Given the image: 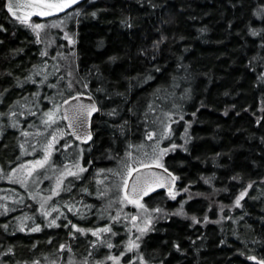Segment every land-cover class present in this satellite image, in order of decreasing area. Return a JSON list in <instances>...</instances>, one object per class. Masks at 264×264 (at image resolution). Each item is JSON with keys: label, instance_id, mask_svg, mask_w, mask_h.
Masks as SVG:
<instances>
[{"label": "trees", "instance_id": "1", "mask_svg": "<svg viewBox=\"0 0 264 264\" xmlns=\"http://www.w3.org/2000/svg\"><path fill=\"white\" fill-rule=\"evenodd\" d=\"M155 2L161 7L152 9L146 3L142 6L137 0H84L78 6L85 14L67 22L76 37L74 48L76 77L79 81L87 80L90 85V89L79 87V91L87 93L90 90L103 105L105 112L119 105L121 116L108 117L104 112L95 115L92 121L93 131L97 133L94 136L97 141L95 146H92L91 142L83 145L73 139L70 141L80 143L81 148H84L81 159L88 171L83 173L80 179L67 178L64 187H69L67 182H71V191H62L48 203L63 204L64 201L73 199L82 201L83 204L94 205L91 215L85 213L80 217L67 213L73 223L81 227H98L102 221L107 220V216L101 219L96 214L102 206L100 199L95 196L97 169H118L120 162L117 158L128 147L129 142L139 144L145 141L146 122L141 121L137 124L136 118L133 117L131 121L133 131L127 133V139L120 136L117 131L115 133L117 139L113 142L114 129L111 125L120 123L122 118H129L130 114L126 109L133 104H126L123 97L110 95L106 98L103 93L96 92V88L102 83L97 76L96 67H99L103 74V83L109 87L110 93L113 87L124 92L129 85V81L124 77L136 76L150 67L136 58L137 48L150 46L151 41L159 36L156 29H162L169 37L163 45V57L157 61L164 69L163 74L154 73L156 78L148 83L132 81L133 87L128 92L127 99L139 105V113L142 116L148 104L153 102L155 90L172 91L171 76L184 75L182 69L176 71L179 58L183 57L182 63L190 66L194 79L178 81L181 86L175 89V92L178 97L189 83L194 91L191 99L183 102L184 121L172 125L175 142L183 144L184 141L180 137L184 132L185 121H192L189 128L192 137L188 144L190 151L186 153L178 148L164 157L170 171L181 177L176 183L177 188L187 186L190 193L181 191L177 198L172 200L160 190L144 198L149 207L160 206L171 211L176 210L181 201H186L184 210L188 213L187 217L172 215L169 219L157 221L155 228L158 231L150 232L145 237L148 240L147 251L151 253L164 240L169 241L167 248L163 249L167 251L171 249L172 242L177 241L181 243L185 252L172 249V255L168 257L169 264H257V261L248 260L247 257L256 255L258 258H264V220L261 219L264 217V183H260V177L264 176V141L261 140L264 136V127L255 123L257 117L264 116V112L260 111L264 87L255 83L256 73L248 67L249 60L256 54L257 49L252 45L256 38L247 35L246 24L249 18L255 19L252 12L264 0H235L238 8L241 3L243 4L239 10L231 6L233 0H155ZM76 7L69 11H74ZM93 11L97 12L95 17L90 15ZM57 16L63 17L64 13ZM49 18L53 17L34 19ZM126 18H130L132 27L122 23ZM162 21L170 22L164 24ZM230 21L232 27H229ZM0 24L7 29L0 30V41H3L0 43V91L9 88L4 103L0 104V111H4L7 105L20 95H28L37 90L38 85L31 82L25 84L23 89L15 87L14 77L27 76L33 71L34 64L42 65L44 57L39 55L42 48L35 42L33 33L8 15L4 0H0ZM205 25L208 30L201 33L199 29ZM254 26L261 25L257 21ZM15 49L23 51L14 53ZM109 57L118 59L109 61ZM257 63L253 61V64ZM53 64L52 61L51 65ZM51 69L48 68L46 71L52 72ZM258 70L264 71V67ZM7 72L13 75L8 76ZM63 77L64 79L60 80V92L67 89L66 77ZM41 78L36 77L37 80ZM58 79L56 75L49 77L50 83L53 84ZM39 87L42 96L51 97L58 91L46 85ZM76 92L68 93L62 99ZM59 97L58 102L61 103V96L56 95V99ZM48 104L49 100H43L40 107L47 110ZM155 104L158 111L154 114L149 113L150 117L161 115L160 109L164 111L171 109V102L165 100L162 94L155 98ZM232 105L236 107L233 108ZM225 111L228 115L224 114ZM192 112L197 113L195 117L191 115ZM19 119L20 127L26 130L30 129L29 123L37 126L41 122L39 112L36 117ZM61 122L65 126L62 120ZM4 124L3 132L0 133V176L5 175L24 159L20 147L23 141L20 130L7 126L6 119ZM166 143L169 141L166 140ZM108 149H111L110 153L106 151ZM102 152L105 153L103 159ZM215 153L221 155L214 157ZM89 160L92 161L91 164L87 163ZM213 173L215 179L212 184H205L200 178L202 175L212 176ZM234 174H240L243 179L230 180L229 177ZM100 178L102 179V175ZM249 179L257 181V184L249 189L248 195L242 201L244 207L242 209L226 207L221 213L220 205H231L242 187L247 186ZM189 181L193 183L189 184ZM84 187L93 195L81 191ZM225 187L228 188L226 192L214 191V188ZM30 194H33L32 189L5 182L0 177V205L6 204L12 209L5 214L0 208V252H5L9 246L14 247V253L0 256V264H16L17 261L21 264L25 261L31 264L32 260H40L43 264L60 256L62 264H66L70 256H74L78 262L81 261L87 255L91 236L88 234L86 238L77 234L76 239L70 237L68 234L70 229L63 227V224L67 223L63 217L57 222L60 227L49 228L47 224L51 217L46 219L38 211L39 204ZM189 194L192 195V199H188ZM52 215L56 216L58 213ZM191 215H196L201 220L207 215L209 221L193 225ZM222 215L231 216L232 219L221 220ZM22 216L31 217L24 221L27 227L40 224L41 230L19 231V221L16 217ZM241 216L244 217L242 220L239 219ZM218 220L220 222L216 223ZM4 224L9 225L7 231L2 227ZM122 238L127 237L122 235ZM193 240L195 245L192 244ZM221 240L225 242L221 244ZM253 240L257 242L253 243ZM61 243L70 244L73 253H68L67 250L59 253L57 249ZM105 252H108L107 248L101 247L96 258H101Z\"/></svg>", "mask_w": 264, "mask_h": 264}, {"label": "snow or ice", "instance_id": "2", "mask_svg": "<svg viewBox=\"0 0 264 264\" xmlns=\"http://www.w3.org/2000/svg\"><path fill=\"white\" fill-rule=\"evenodd\" d=\"M138 3L147 4L152 9H156L161 7L158 5L155 0H137ZM80 4V0H6L4 7L7 9V12L11 14L17 21L23 24L26 28H28L36 38L37 44H44L45 47L40 51L39 55L41 57H47L49 55L48 47L54 43V39L47 32L49 29H61L63 30L64 39L68 41L69 44L74 45L76 43L75 33H70L66 30L67 22L73 19L74 17H78L84 15V11L78 6ZM76 5L77 7L74 11H66L67 9L72 8V6ZM233 8L243 7L241 3L239 8L237 7V3L233 0L231 5ZM22 13V14H21ZM64 13V16L58 17L57 14ZM33 15H37L39 17H57L50 22H41L36 23L31 20ZM91 16L95 17L97 15L96 11L90 13ZM252 16L255 19L249 18L246 28L247 35L256 38L255 41L252 42V45L257 49V52L254 56H252L249 60L248 67H250L256 73L255 83L264 87V71H259L258 69L264 67V2H262L256 9L253 10ZM259 22L260 27L254 26L256 22ZM79 21H77L78 23ZM170 21H162V23L167 24ZM127 27H132V23L130 18H126L122 21ZM229 27H232V22H229ZM0 30L7 31L2 24H0ZM207 26L201 27L199 31L201 33L206 32ZM159 33L157 39L151 41L150 46H141L137 48L136 58L150 65L144 69L142 73H137L136 76L133 77H124L129 81L128 89L124 92L117 91L114 87L112 88V92H109V87H106L103 83V74L100 72L99 67H96L97 76L101 79V86L96 88V92L103 93L106 98L110 95H115L119 97H123L126 104L132 103V107H127V112L130 114L129 118L121 119L120 123H113L111 127L114 129L113 132V142L117 139L116 132L118 131L120 136L125 137L127 139V133L133 131L132 118L135 117L137 124L141 121H145V142H142L138 145L132 144L129 142L128 149L135 148L139 153L138 158L135 157L133 152L130 150H126L125 156L129 160H133L139 163L141 168L148 169V174L145 176H141L138 173L136 167L132 164L122 161V167L124 171L116 170V169H105L98 168L96 172L97 178V189L95 192V196L98 199L105 200L106 202L97 210L96 214L99 218L103 219L107 216L109 223L105 224L103 227H90L85 228L81 227L77 223H73L72 219H70L67 213H72L74 216L83 217L85 213L88 215L92 214V209L95 207L91 204H83L82 201H75L70 199L68 201H64L63 204L53 203L49 205V201H52L53 197H57L60 195L62 191H71V182H67L70 186L65 188L64 185L66 183V177L71 176L76 179H80L82 174L88 171L86 167L79 163V159L83 156L84 148H79V154L77 155L76 161L66 165L62 171H60L59 176L56 178L55 187L51 188L50 195L42 197L38 211L49 220L47 226L51 227H60L61 225L57 222L63 217L67 220V223L63 224V227L69 228V236L73 239L77 238V234L83 235L87 238L90 233L92 237L95 239L88 241V251L87 255L83 257L81 261H76L74 256H70L66 261V264H169L168 257L172 255V249H175L177 252H185V249L182 248L181 243L177 241H173L171 245V249L164 251L166 249L169 241L164 240L161 241L158 245L157 249H154L151 253L147 251L148 248V240L145 237L148 236V233L158 231L155 228V222L161 218L169 219L172 215L184 216L187 217L188 213L184 210V203L186 201H181L180 206L169 213L166 209L162 207L149 208L144 202V197L148 196L150 193L154 192L159 188L167 189V196L175 200L179 194V192H189V187H184L182 189H178L176 182L181 179L180 176L176 175L175 172L170 171L169 167L164 162V157L167 156L170 152H175L178 148L183 149L184 152H189L190 149L188 147L189 141L192 139L189 128L191 127L192 121H185L184 124V132L181 134V139H183V144H177L174 138V129L172 127L173 124L178 123L179 121H184V112H183V102L191 99L192 93L194 89L189 83L188 87H185L183 91L177 97L175 89L179 88L181 85L178 81H191L194 79V73L190 70L189 65H185L182 63L183 57L179 58V61L176 66V71L183 70V76H177L173 74L171 76L172 84L170 85L172 91L157 89L153 93V102H150L147 108L144 111V114L141 116L139 113V105L134 104L131 101H128L127 95L128 92L131 91L133 85L132 81L148 83L149 81L154 80L156 77L154 73L163 74L164 69L162 66L157 63L159 58L163 57V45L166 44L169 37L162 29H156ZM183 39V37H180ZM258 41V42H257ZM3 43V41H0ZM23 51V49H15L14 53H18ZM57 57L64 58V54L57 52ZM57 57H53L56 59ZM109 61H115L118 57H109ZM253 61L258 62L257 64H253ZM48 68L47 60L42 62V65H33V71H31L27 76L23 78L14 77L15 87L23 89L24 85L31 82L34 85H38L37 90L28 95H20L18 99L12 101L7 105V109L4 111H0V133L3 132L5 127L4 120L8 121L7 126L19 129L20 134L23 137H29L32 135L26 129L20 127L21 120L20 117H36L37 113H40L41 123L44 125L45 131L48 128H51L53 125L57 124V121L66 120L68 121L66 128L71 131H67L66 129L57 127L54 132L51 134V139L47 141L44 145V156L40 160L29 161L28 163L31 167L25 169L24 165H20L21 169H25L27 175L24 180H21V184H25L28 176H31L36 168H42L45 164L48 163L52 151H54V146L58 142V136H66L69 138V141L74 138L76 141H81L82 143L91 142L92 146L97 144V141L94 139V136L97 135L93 131L92 128V117L94 113L104 112L108 117H120L121 110L120 106L111 108L105 112L103 105L100 101L89 92L77 91L75 96L69 95L68 99H62V103L57 102L56 95H60L63 98L64 93L59 91L60 80L64 79L63 76H60L55 84L49 82V77L51 75H56L60 72V67L57 65H53V71L48 72L46 69ZM91 74V70L89 71ZM8 76H12L11 72H7ZM73 75L72 71L68 72V76L71 77ZM206 75V74H205ZM36 77H42L41 79H36ZM80 83V86L84 89H90L89 82L87 80L76 81ZM46 85L48 88H56L58 91L54 93L51 97L41 95L40 87ZM109 86H111L109 84ZM67 88H73V82L70 80L66 86ZM9 92V88H4L0 91V104L4 103L5 94ZM158 94H162L165 100H169L171 102V109L168 111H164L160 109L161 115H155L153 117L149 116V113H156L158 111L157 106L155 104V98H157ZM228 93H225L227 95ZM87 96L89 103H84L80 100V97ZM43 100H49L52 104L51 108L44 110L40 107V104ZM69 100H72L73 103L69 107H64L69 105ZM202 106L203 103H202ZM235 108V105H232ZM35 109V111L33 110ZM248 111V109H244ZM199 111V109H197ZM260 111L264 112V99L261 100ZM196 112H192L191 115L193 117L196 116ZM225 115H228V112L225 111ZM239 115V113H237ZM27 123V120L24 121ZM255 123L264 127V116L257 117ZM29 128L35 127L34 124L29 123ZM151 128V130H149ZM138 130V129H137ZM37 133L39 134V129H37ZM169 141L167 146H162L163 141ZM261 140L264 141V136L261 137ZM146 142H151L150 144ZM25 143L27 141L25 140ZM73 144L71 142L65 143L63 147L68 149L72 147ZM21 149L24 148V144H20ZM78 147V146H77ZM148 148L150 151H145L144 149ZM107 152H111V149L106 150ZM104 152L101 153V159L104 157ZM221 153H215L214 157H219ZM199 159V157H196ZM147 161V162H145ZM91 164L92 161L89 160L87 162ZM153 168L162 169V173H158L152 171ZM13 173L16 172V169L12 170ZM105 173H112L114 176L120 178V182L114 185L106 184L105 181L109 179L107 175H103L101 179V175ZM133 173H137L135 181L129 184V178L132 177ZM12 177H9L11 179ZM205 184H212V181L215 179V174L212 176H201ZM230 180H242L243 177L240 174H234L229 177ZM193 183L189 181V184ZM260 183H264V176L260 177ZM257 184V181L249 179L246 187H242L239 194L235 196V199L231 205H220V212L223 213L224 209L233 208V209H242L244 205L242 201L249 193V189L253 188L254 185ZM103 186V187H101ZM113 187L116 189V194L111 195ZM81 191L88 193L89 195H93V193L89 192L87 187L81 189ZM214 191H228V188L225 187L223 189H215ZM32 198L35 200L37 194H30ZM197 195H201V193H197ZM7 199V197L5 198ZM188 199H192V195L189 194ZM255 199V198H254ZM22 202V201H21ZM133 205L137 209L136 214H131L125 211L126 205ZM211 207V205H210ZM0 208L3 209V212L6 214L11 211L6 204L0 205ZM66 209V211H65ZM83 209L84 211H81ZM115 210V214H112V210ZM53 213H58V215L53 216ZM241 216L239 219H243ZM31 217L22 216L16 217V220L19 221L18 230L21 232H39L41 230L40 224H34L32 227H27L24 223L25 220H29ZM192 224L199 223H207L209 221V217L205 215L203 220L198 218L196 215H191L190 217ZM224 219H232L231 216H221V220ZM264 220V217L261 218ZM220 221H216L219 223ZM123 225L124 235L127 237L126 239H121L119 244L113 242V237H118L120 233L116 231V225ZM192 225H189L191 227ZM5 231L8 230L9 225L4 224L2 226ZM251 227V226H249ZM199 239V237H197ZM51 243V238L49 239ZM225 241L221 240L220 243L223 244ZM256 243V240L252 241ZM192 244L195 245V241H192ZM35 247V245H32ZM101 247H106L109 251L105 253L101 258H96V254ZM122 249V250H121ZM64 250H67L68 253H73V248L68 243H61L57 251L59 253H63ZM118 254H115V252ZM14 253V247H7L5 252H0V256H6L7 254ZM243 255V253H241ZM248 260L257 261V264H264V258H258L256 255H249L247 257ZM16 264H21V262L17 261ZM23 264H28L27 261L23 262ZM31 264H41L40 260H32ZM49 264H60L59 259H54L49 261Z\"/></svg>", "mask_w": 264, "mask_h": 264}, {"label": "rangeland", "instance_id": "3", "mask_svg": "<svg viewBox=\"0 0 264 264\" xmlns=\"http://www.w3.org/2000/svg\"><path fill=\"white\" fill-rule=\"evenodd\" d=\"M55 18H57V17H53V18H49V19H43V20H38V19H31V20L33 22H36V23H41V22H50L51 20H53ZM68 25L69 24L67 23L66 30L69 31L70 33H74L73 31H71V29L68 27ZM47 32L54 39V43H52L51 46H49L47 49L49 52V55L47 57H44V60H47L48 68H52L51 70L53 71V65L56 63V65L60 67V72L56 74V77L57 76L58 77L65 76L66 77L65 84H68L70 80L73 82V88H71V89L65 88L63 91H61L64 93V95H63V98H64V96L66 94L79 91L80 90L79 87L81 88V86L76 82L79 80L77 79L76 73H75L76 72L75 71V64H74L75 63L74 62L75 44L74 45L69 44L68 41L66 39H64L63 30H61L59 28L49 29V30H47ZM34 37H35V35H34ZM74 38L76 39V37H74ZM40 46L42 49L45 47L44 44H40ZM58 51L60 53L64 54V58L57 57ZM53 57H57V58L53 59ZM52 61L54 63L53 65H51ZM69 71H72V73H73V75L71 77L68 76ZM53 76L55 77V75H53ZM61 99H62V97H61ZM56 100H57V102L60 101V97L57 98ZM48 105H49V108L52 107V104L50 101H49ZM57 127L67 130L66 126H64L61 121H57V124L53 125L51 128H48L47 131H45L44 125L41 122L39 123V125L27 130L30 133H32V135L29 137H23L22 143L24 144V148L22 149V151H23V155H24L23 158L24 159L21 160V162H19L13 168V169H16L15 173H13V171H12L13 169H11V170H9V172L5 173V175L3 174L0 176L1 179L4 180L5 182L13 183V184H20L23 187H28L29 189H32L33 194L39 193V195H37L36 199H35V201H37L38 204H40L42 197L50 195L49 190L51 188L55 187L56 178L59 176L60 171H62L66 165H69L70 163H73L76 161L77 155L79 154V148H81L80 143H72L71 142L73 144V146L68 148V149H65L63 147V145L65 143L70 142V141L68 140V138L66 136H58V142L54 146L55 150L52 151V154H51V157H50L48 163L45 164L44 167H42V168H36L35 171L33 172V174L31 176L27 177L25 184H21L20 181L24 180L25 176L27 175L25 169L31 167V165L28 162L40 160L43 158V156H44V145L47 143V141L49 139H51V134H52V132H54L56 130ZM37 129H39V134L37 133ZM25 140L27 141V143H25ZM181 140L183 141V139H181ZM146 143L150 144L151 142H146ZM167 144L168 143H166V141L162 142V146H167ZM135 145H138V144H135ZM126 150L132 151L135 157L142 158V157H139V153L137 152V150L135 148L128 149V147H127V148H125V150L122 153H120V156L117 158V160L120 162V166L116 170L124 171V169L122 167V161H126V162L130 163L136 168L140 167L138 162H135L133 160H129L125 156ZM144 150L150 151V149H148V148H145ZM145 162H147V161H145ZM79 163L81 165H83L84 167H86V165H84L82 163L81 158L79 159ZM20 165H24L25 169H21L19 167ZM103 175H107L109 177V179L105 181L106 184L114 185V184L120 182V178L114 176L112 173L102 174V178H103ZM9 177H12V178L9 179ZM69 177H71V176L66 177V180ZM72 178H74V177H72ZM164 193L167 196V190H164ZM115 194H116V189H115V187H113V190H112V193H110V196L115 195ZM105 202H106L105 200L100 199V203H102V205ZM156 207H160V206H156ZM149 208H155V207H149ZM166 210L169 213L173 212V211L168 210V209H166ZM125 211L128 213H131V214H136L137 209L135 208V206L129 204V205L125 206ZM112 214L113 215L115 214L114 209L112 210ZM162 219L163 218H161L159 220H162ZM159 220H157V221H159ZM107 223H109L108 218H107V220L102 221L101 225H99L98 227H103ZM115 230L120 233V235H119L120 237L118 239H117V237H113L112 239H113L114 243L119 244L120 240L123 239L122 235H124L123 225H120V224L116 225ZM89 235L91 236L90 233H89ZM91 239H95V237L91 236ZM107 251H109V250L107 249ZM113 251L115 252V250H113ZM115 254H118V252H115ZM55 259H59L60 264H62L61 256L56 257ZM52 260H54V259H52ZM43 264H49V262L45 261Z\"/></svg>", "mask_w": 264, "mask_h": 264}, {"label": "water", "instance_id": "4", "mask_svg": "<svg viewBox=\"0 0 264 264\" xmlns=\"http://www.w3.org/2000/svg\"><path fill=\"white\" fill-rule=\"evenodd\" d=\"M82 1H84V0H80V3L82 2ZM6 3V0H4V4ZM76 5H74V6H72V8L73 7H75ZM72 8H70V9H72ZM70 9H67L66 11H69ZM5 10H6V12H7V9L5 8ZM8 13V12H7ZM22 14V13H21ZM59 14H62V13H59ZM8 15L12 18V19H15L14 17H12L11 16V14L10 13H8ZM58 15V14H57ZM34 18H45V17H39V16H37V15H33L32 17H31V19H34ZM48 18V17H47ZM16 20V19H15ZM72 96H75V94L74 95H72ZM65 99H68V97L67 98H65ZM80 100L82 101V102H84V103H89V100H88V98H87V96L85 95V96H83V97H80ZM61 103H62V101H61ZM72 103H73V101L72 100H69V105H66V106H64V107H69V106H71L72 105ZM97 113H94L93 114V117H92V121H93V118L95 117V115H96ZM63 122H64V124H65V126H67V123H68V121H66V120H62ZM69 132L71 131L70 129H67ZM73 140H75L74 138H72ZM76 141V140H75ZM77 142H80L81 144H83V145H88V144H90V142H87V143H82L81 141H77ZM137 170H138V173L141 175V176H145V175H147L148 174V169H145V168H141V167H138L137 168ZM152 171H155V172H158V173H162V169H158V168H153L152 169ZM136 176H137V173H133V175H132V177H130L129 178V184L131 185V183L133 182V181H135V179H136ZM177 183V182H176ZM160 190H167L166 188H159V189H156L154 192H156V191H160ZM153 193V192H152ZM151 194V193H150ZM146 197V196H145ZM144 197V198H145Z\"/></svg>", "mask_w": 264, "mask_h": 264}]
</instances>
